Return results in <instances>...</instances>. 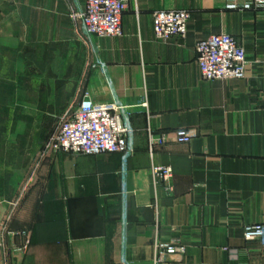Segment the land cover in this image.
I'll return each mask as SVG.
<instances>
[{
  "label": "crops",
  "instance_id": "1",
  "mask_svg": "<svg viewBox=\"0 0 264 264\" xmlns=\"http://www.w3.org/2000/svg\"><path fill=\"white\" fill-rule=\"evenodd\" d=\"M256 1L127 0L122 36L96 40L107 81L69 19L72 0H0V264H155L157 243L185 247L165 264H264V238L243 239L264 223ZM159 10L190 14L184 40L153 39ZM221 33L244 48L245 78L202 81L194 45ZM111 90L132 107L125 170L119 153H44L66 113ZM149 129L194 137L150 151ZM153 166L171 168L168 190Z\"/></svg>",
  "mask_w": 264,
  "mask_h": 264
},
{
  "label": "built area",
  "instance_id": "2",
  "mask_svg": "<svg viewBox=\"0 0 264 264\" xmlns=\"http://www.w3.org/2000/svg\"><path fill=\"white\" fill-rule=\"evenodd\" d=\"M257 6H264V0H257ZM230 7L235 8L232 4ZM128 9L127 0H72L69 19L81 37L97 54V39L122 36V16ZM190 14L184 10H159L151 15L153 39L168 42L172 39L184 40L188 32ZM196 63L202 81H229L245 78L248 65L246 52L231 35L212 34L196 41L194 45ZM95 64L109 81L105 65L96 55ZM85 98H88L85 96ZM132 107L123 103L111 90L106 102H93L89 98L71 112L65 114L55 131L48 137L44 153L63 152L75 156H96L104 153H119L123 169L128 157L133 154V130L130 124ZM148 147H163L171 142L186 145L194 135L188 130L147 133ZM153 183H163L169 189L172 177L170 167L153 166ZM125 186L122 200L127 198ZM264 223L245 227V241H262ZM28 244V241L25 243ZM158 255L155 264H165L169 257L185 254L183 245L156 244ZM124 264H126L124 262Z\"/></svg>",
  "mask_w": 264,
  "mask_h": 264
},
{
  "label": "water",
  "instance_id": "3",
  "mask_svg": "<svg viewBox=\"0 0 264 264\" xmlns=\"http://www.w3.org/2000/svg\"><path fill=\"white\" fill-rule=\"evenodd\" d=\"M88 100V98H85V101H87Z\"/></svg>",
  "mask_w": 264,
  "mask_h": 264
}]
</instances>
